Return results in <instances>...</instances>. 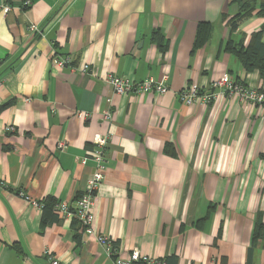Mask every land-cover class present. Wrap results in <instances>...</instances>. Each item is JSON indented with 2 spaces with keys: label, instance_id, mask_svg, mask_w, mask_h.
I'll return each mask as SVG.
<instances>
[{
  "label": "crops",
  "instance_id": "0c3cea01",
  "mask_svg": "<svg viewBox=\"0 0 264 264\" xmlns=\"http://www.w3.org/2000/svg\"><path fill=\"white\" fill-rule=\"evenodd\" d=\"M24 3L0 0V264H50L46 252L58 264H113L72 218L43 222L34 206L72 203L84 191L96 136L106 139L96 234L176 264H247L256 222L264 226V111L224 94L186 106L178 93L195 85L207 94L222 75L264 90V77L226 49L228 40L246 46L264 14L232 32L230 0ZM202 24L210 34L193 51ZM54 55L91 72L59 69ZM107 74L167 77L168 91L116 95ZM252 264H264V240Z\"/></svg>",
  "mask_w": 264,
  "mask_h": 264
},
{
  "label": "built area",
  "instance_id": "2783aa9c",
  "mask_svg": "<svg viewBox=\"0 0 264 264\" xmlns=\"http://www.w3.org/2000/svg\"><path fill=\"white\" fill-rule=\"evenodd\" d=\"M29 4L30 2L27 1L24 3V6ZM9 10L10 8L8 6L2 7L3 14H6ZM27 30L30 34H39L40 31L34 24L29 25ZM51 63L59 69L71 68L72 70H77L82 75H89L91 72L90 67L86 64L78 68L73 67L71 65V59L67 56L54 55L51 59ZM166 79L167 77H164L156 81L149 78L139 83H133L127 79L111 74H107L104 78L105 83L110 86L116 95H146L153 93L157 96H162L168 91ZM209 87L211 91L203 95L200 93V89L197 86H186L178 93L179 100L186 106H190L196 101L209 104L217 95L224 94L228 97L237 96L241 102L250 103L264 111V90L246 87L228 75L213 78L210 81ZM77 116L80 118L88 117L86 113H78ZM103 118L106 120L109 119L110 114L105 113ZM105 144V138L100 136L94 138L93 148L90 152V159L94 164V168L84 191L80 193L72 203L55 202L52 210L60 219L72 218L76 221L87 237L93 238L98 245L104 248L107 257L113 264H135L138 262L144 264H164L162 260L141 255L137 249L125 252L116 247L108 236L96 234L92 227V206L96 193L103 182L105 173ZM63 147L64 143L60 142L58 148L62 149ZM81 163H85V160L81 161ZM21 196L23 195L21 194ZM34 206L42 209L40 203H34ZM46 256H48L50 264H58L49 252H46Z\"/></svg>",
  "mask_w": 264,
  "mask_h": 264
},
{
  "label": "trees",
  "instance_id": "16d2710c",
  "mask_svg": "<svg viewBox=\"0 0 264 264\" xmlns=\"http://www.w3.org/2000/svg\"><path fill=\"white\" fill-rule=\"evenodd\" d=\"M24 2H31L32 0H23ZM230 5L236 7L235 15L228 21L230 31L236 30L238 24L243 20L249 18L253 13L259 16L264 14V0H230ZM210 34L209 25H199L197 31L196 42L194 44V50L200 48L207 41ZM264 29L253 33L246 46H243L242 42L233 44L231 40L227 42V51L232 53L233 56L239 61L246 72L257 71L261 78L264 77V43L262 42V36ZM154 38L157 39V46L164 47L161 44L162 37L155 33ZM165 152L169 154V147ZM55 201L47 200L42 206L43 222L49 218L50 222L56 221V214L52 208ZM58 217V216H57ZM264 240V226L260 222H256L255 228L252 233V244L248 249L247 264H252V252L256 247V244ZM164 264H176L177 260L174 255L168 256ZM135 264H144L141 262Z\"/></svg>",
  "mask_w": 264,
  "mask_h": 264
}]
</instances>
